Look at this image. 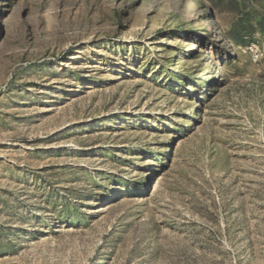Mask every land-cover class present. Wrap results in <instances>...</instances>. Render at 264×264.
<instances>
[{
	"label": "rangeland",
	"instance_id": "obj_1",
	"mask_svg": "<svg viewBox=\"0 0 264 264\" xmlns=\"http://www.w3.org/2000/svg\"><path fill=\"white\" fill-rule=\"evenodd\" d=\"M264 0H0V264H264Z\"/></svg>",
	"mask_w": 264,
	"mask_h": 264
},
{
	"label": "built area",
	"instance_id": "obj_2",
	"mask_svg": "<svg viewBox=\"0 0 264 264\" xmlns=\"http://www.w3.org/2000/svg\"><path fill=\"white\" fill-rule=\"evenodd\" d=\"M262 36V41L253 39L247 42L244 47V52L247 53L254 62L264 57V30Z\"/></svg>",
	"mask_w": 264,
	"mask_h": 264
}]
</instances>
